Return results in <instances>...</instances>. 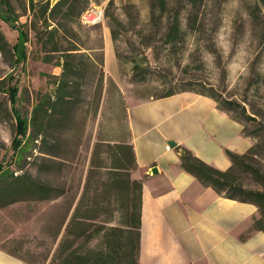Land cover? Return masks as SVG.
I'll list each match as a JSON object with an SVG mask.
<instances>
[{
	"label": "rangeland",
	"instance_id": "obj_1",
	"mask_svg": "<svg viewBox=\"0 0 264 264\" xmlns=\"http://www.w3.org/2000/svg\"><path fill=\"white\" fill-rule=\"evenodd\" d=\"M45 1H0V168L28 173L62 189L52 199L27 198L0 206V250L27 264H48L81 193L94 141L127 137L128 102L187 85L212 90L232 115H241L242 104L264 122V87L256 90L252 80L254 71L264 70V29L249 16L253 0H201L195 6L187 0H165L161 12L154 0H76L67 16L62 11L55 18L43 12ZM93 4L103 6V19L85 25L77 9ZM174 11L182 32L167 42ZM55 22L60 49L49 51L46 28ZM73 45L78 49L69 62L77 68L70 76L73 97L65 107L66 117L53 126L40 114L36 118L42 135L56 140L57 163L48 171L46 146L39 138H29L32 107L41 97L52 96L62 54ZM106 45L114 53L107 65ZM133 61L148 67L146 79H132ZM106 76L116 83L123 103L112 86L105 93ZM7 84L17 87L13 103L5 92ZM14 115L23 122L18 132ZM244 124L254 127L248 121ZM254 160L264 167L261 155ZM236 175L245 185L257 187L247 171L237 169Z\"/></svg>",
	"mask_w": 264,
	"mask_h": 264
},
{
	"label": "trees",
	"instance_id": "obj_2",
	"mask_svg": "<svg viewBox=\"0 0 264 264\" xmlns=\"http://www.w3.org/2000/svg\"><path fill=\"white\" fill-rule=\"evenodd\" d=\"M2 4L6 0H0ZM192 6L201 0H187ZM159 10L166 8L165 0H154ZM153 3V2H152ZM32 7V3L29 4ZM76 5V0H56L50 5L49 1L42 2L41 8L46 16L55 18L63 11L67 12L71 6ZM88 7V6H86ZM77 9L78 18L83 9ZM7 13H11L9 7ZM251 20L264 29V0H253V6L248 11ZM194 16H197L196 14ZM197 19V18H196ZM192 20L193 22L196 21ZM49 23H45L47 27ZM47 29L49 51L59 50V42L55 39L58 28L57 22ZM19 31V30H18ZM17 31V32H18ZM21 34L23 33L20 31ZM182 32L179 15L177 11L172 14V23L165 33V41H173ZM24 38L26 36L24 35ZM264 41V30L262 31ZM16 43L12 45L15 51ZM78 47L65 48L62 54L61 72L56 77L51 95L41 97L32 107L30 119L29 138L38 139L46 146L43 151L48 156L50 163L48 171L55 166L56 161V140L54 136L42 135L41 128L36 122L40 114L45 123L49 126L61 121L65 114V107L70 104L73 97L70 88L77 64L69 62ZM147 68H140L139 63L132 62L131 77L134 80H144L147 77ZM102 72L99 75V90L102 89ZM255 89L264 87V70L254 71L252 76ZM105 93L109 92L111 86L116 89L121 102L123 98L116 83L110 76H106ZM17 87L15 84H7L5 92L8 100L13 103ZM191 90L213 98L217 105L222 107L220 100L212 90L195 88L192 86H181L175 89H167L166 92L156 96H166L178 91ZM224 101V100H222ZM229 104L238 105L235 100H226ZM241 115L230 116L240 122L241 131L248 136L252 142L249 147L241 152L226 149V155L230 160L228 167L217 168L196 156L190 149L182 145H176L179 153V165L182 169L191 173L200 183L210 186L217 193L228 198L254 203L258 215L253 216L250 227L245 231L243 237L249 230H261L264 232V167L257 161L253 163L254 156L259 154L264 158V122L256 118L254 114L247 113L245 107L239 104ZM126 114V107H125ZM16 121V132L23 126L22 118L14 115ZM254 124V127L247 129L244 122ZM127 137L113 141H102L96 139L92 145L86 169L85 179L78 200L65 223L64 233L55 245L48 264H141L139 261V240H140V218H141V179L132 175L136 168L134 149L130 141L127 115ZM255 161V160H254ZM247 171L258 184L257 187L245 185L236 175V170ZM62 193V189L50 181H43L32 177L28 173H19L15 170H4L0 168V206L20 199H52Z\"/></svg>",
	"mask_w": 264,
	"mask_h": 264
},
{
	"label": "crops",
	"instance_id": "obj_3",
	"mask_svg": "<svg viewBox=\"0 0 264 264\" xmlns=\"http://www.w3.org/2000/svg\"><path fill=\"white\" fill-rule=\"evenodd\" d=\"M104 54L107 65L114 53L106 45ZM126 115L136 159L132 175L142 183L140 263L264 264V232L241 237L258 215L256 205L200 183L180 167L175 147L224 169L230 164L226 149L241 153L252 142L240 122L191 90L128 102ZM0 264L27 263L0 250Z\"/></svg>",
	"mask_w": 264,
	"mask_h": 264
},
{
	"label": "built area",
	"instance_id": "obj_4",
	"mask_svg": "<svg viewBox=\"0 0 264 264\" xmlns=\"http://www.w3.org/2000/svg\"><path fill=\"white\" fill-rule=\"evenodd\" d=\"M104 16V8L100 4H93L83 9L79 15V20L85 25H94L102 21ZM169 144H165V148H169Z\"/></svg>",
	"mask_w": 264,
	"mask_h": 264
},
{
	"label": "water",
	"instance_id": "obj_5",
	"mask_svg": "<svg viewBox=\"0 0 264 264\" xmlns=\"http://www.w3.org/2000/svg\"><path fill=\"white\" fill-rule=\"evenodd\" d=\"M55 1H56V0H50V5L54 4ZM168 143H169L170 145H174V141H172V140H168ZM151 171H152V172L156 171V168H155V167H152V168H151Z\"/></svg>",
	"mask_w": 264,
	"mask_h": 264
}]
</instances>
